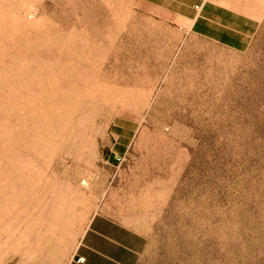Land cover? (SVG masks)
Returning <instances> with one entry per match:
<instances>
[{"label":"rangeland","instance_id":"rangeland-1","mask_svg":"<svg viewBox=\"0 0 264 264\" xmlns=\"http://www.w3.org/2000/svg\"><path fill=\"white\" fill-rule=\"evenodd\" d=\"M209 1L0 0V264H68L99 212L131 264H264V0H218L243 49Z\"/></svg>","mask_w":264,"mask_h":264},{"label":"crops","instance_id":"crops-1","mask_svg":"<svg viewBox=\"0 0 264 264\" xmlns=\"http://www.w3.org/2000/svg\"><path fill=\"white\" fill-rule=\"evenodd\" d=\"M205 5L206 2L202 6ZM213 7L222 8L224 14L220 19L207 16L206 12L204 19L207 24L202 33L229 47L246 48L253 38V25L245 16L218 0L207 2L205 9ZM140 237L141 233L133 226L114 219L106 212L96 213L68 264H131Z\"/></svg>","mask_w":264,"mask_h":264}]
</instances>
